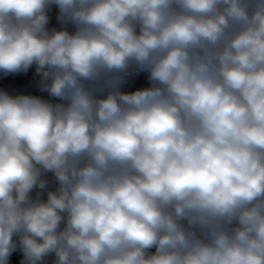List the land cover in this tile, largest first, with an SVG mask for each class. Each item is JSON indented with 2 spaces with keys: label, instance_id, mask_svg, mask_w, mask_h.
Returning a JSON list of instances; mask_svg holds the SVG:
<instances>
[{
  "label": "clouds",
  "instance_id": "1",
  "mask_svg": "<svg viewBox=\"0 0 264 264\" xmlns=\"http://www.w3.org/2000/svg\"><path fill=\"white\" fill-rule=\"evenodd\" d=\"M0 264H264V0H0Z\"/></svg>",
  "mask_w": 264,
  "mask_h": 264
}]
</instances>
